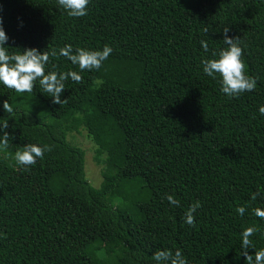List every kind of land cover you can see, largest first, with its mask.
Here are the masks:
<instances>
[{"label": "trees", "instance_id": "16d2710c", "mask_svg": "<svg viewBox=\"0 0 264 264\" xmlns=\"http://www.w3.org/2000/svg\"><path fill=\"white\" fill-rule=\"evenodd\" d=\"M87 12L72 18L57 0H0L11 48H113L99 70L81 73L83 83L65 82V104L38 82L25 94L0 86V120L2 101L16 110L0 153V264H156L158 249H180L188 264H246L240 233L252 224L264 232L252 214L264 194L251 200L264 193V0H90ZM226 26L258 78L238 98L201 64L227 47ZM51 63L79 72L64 57ZM81 129L96 146L99 187L72 142ZM30 143L52 150L25 170L14 154ZM197 200L189 226L185 212ZM251 239L264 248V235Z\"/></svg>", "mask_w": 264, "mask_h": 264}, {"label": "clouds", "instance_id": "9594fccd", "mask_svg": "<svg viewBox=\"0 0 264 264\" xmlns=\"http://www.w3.org/2000/svg\"><path fill=\"white\" fill-rule=\"evenodd\" d=\"M90 0H57V4L62 7L68 16L72 18L85 17L88 12ZM229 27L222 29L223 42L227 46L217 52L212 53L211 59L205 58L201 60L203 72L212 79L220 77V91L229 98H238L244 92H252L257 87L258 78L247 74V67L244 61V51L240 46L239 37L230 38L228 36ZM207 29H205V32ZM9 37L3 28V21L0 18V86L9 89L12 92L25 94L32 93L37 82L43 93H47L51 97L53 104L62 105L67 103V98L61 99L63 91L66 89L65 82L71 79L73 82L80 84L84 82L81 75L84 71L99 70L103 62L106 61L113 48L109 44H105L102 50H89L83 47L73 49L72 44H65L57 51L55 48L38 50L35 47L11 48L7 46ZM201 47L204 52H208V44L201 41ZM17 51L10 52L9 49ZM64 57L79 68V72L75 70L58 71V65L51 63L53 58ZM51 63V70L48 65ZM98 84L102 81L97 80ZM3 110L7 113V117L15 115L16 110L9 100L2 101ZM259 113L264 115V106L259 108ZM8 118L0 120V153L8 154L10 147V139L12 136L6 129L9 128ZM50 145L25 144L22 149L15 151L14 159L18 166L28 170L37 163L38 159H43L45 152H50ZM260 188L251 194V200L256 201L261 196ZM166 199L170 204L179 206V200L173 195H166ZM201 207L199 200L193 202L185 212V223L189 226L195 225L194 213ZM246 206L242 205L235 209L236 213L243 217L246 213ZM252 214L258 220L264 221V206H257L252 209ZM257 233L264 235L258 224H252L243 228L240 233V255L244 257L246 264H264V248L256 249L251 237ZM255 249L254 255H250L248 249ZM152 259L156 264H188L186 257L180 249L174 252L170 249L156 250Z\"/></svg>", "mask_w": 264, "mask_h": 264}, {"label": "rangeland", "instance_id": "374dc122", "mask_svg": "<svg viewBox=\"0 0 264 264\" xmlns=\"http://www.w3.org/2000/svg\"><path fill=\"white\" fill-rule=\"evenodd\" d=\"M73 135L75 138L72 137V142H75L77 145L85 149L84 170L86 173V177L90 181L91 185H93L94 187H99L101 181V166L97 163V160L95 159L96 146L94 145L92 140L88 138L87 132L83 129H81L80 133L73 132L71 136ZM71 136H69L68 139L71 140ZM126 198L127 196L125 195L123 199ZM120 208H122L121 205ZM79 243L81 244V239L76 240L75 245H79Z\"/></svg>", "mask_w": 264, "mask_h": 264}]
</instances>
